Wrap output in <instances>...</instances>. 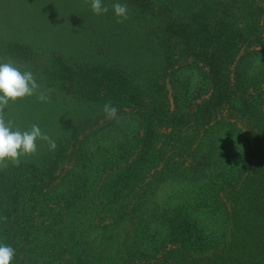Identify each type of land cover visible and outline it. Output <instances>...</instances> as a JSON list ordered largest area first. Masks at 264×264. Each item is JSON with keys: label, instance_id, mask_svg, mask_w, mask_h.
<instances>
[{"label": "trees", "instance_id": "16d2710c", "mask_svg": "<svg viewBox=\"0 0 264 264\" xmlns=\"http://www.w3.org/2000/svg\"><path fill=\"white\" fill-rule=\"evenodd\" d=\"M181 31L185 35L186 27ZM24 45L12 47L22 53L28 51ZM238 46L234 37L201 58L213 99L249 123L262 114L261 136L264 74L249 71L260 51L241 56L228 71ZM252 53L256 57L242 70ZM110 91L117 108L111 119L128 114L127 109L143 118L134 138L130 126L114 138L115 154L101 157L96 176L86 170L52 183L63 141L41 165L8 160L0 166V243L15 250L10 264H119L125 258L140 264H264V148L257 151L253 134L224 120L200 140L187 162H175L165 158L168 141L141 92L122 78L113 80ZM167 182L174 186L173 201L163 210L151 208L156 190ZM130 220L135 223L128 230Z\"/></svg>", "mask_w": 264, "mask_h": 264}, {"label": "rangeland", "instance_id": "374dc122", "mask_svg": "<svg viewBox=\"0 0 264 264\" xmlns=\"http://www.w3.org/2000/svg\"><path fill=\"white\" fill-rule=\"evenodd\" d=\"M115 3L127 5V19L115 15ZM102 7L107 11L96 14L91 0H0V62L30 70L38 84L32 96L6 106L12 116L5 108L4 119L12 122L13 130L37 124L55 143L63 141L53 184L86 170L96 176L101 157L115 154L114 138L129 126V138H134L139 121L141 130V112L138 117L127 109L128 114L111 119L103 110L106 103L113 104L110 90L120 78L131 82L153 108L148 114L168 141L166 159L187 162L200 140L224 120L249 130L262 152V114L253 124L232 106L218 105L201 54L221 50L235 37L241 46L228 71L256 50L259 60L249 71L264 74V0H102ZM17 43L27 45L28 51L16 53L18 47L12 44ZM255 57L250 54L242 70ZM36 143V152L21 156L20 162L42 164L52 149L46 140ZM104 146L107 153L98 154ZM173 188L171 182L160 185L150 207L168 206ZM134 223L130 220L127 229ZM119 264L140 262L125 258Z\"/></svg>", "mask_w": 264, "mask_h": 264}, {"label": "clouds", "instance_id": "9594fccd", "mask_svg": "<svg viewBox=\"0 0 264 264\" xmlns=\"http://www.w3.org/2000/svg\"><path fill=\"white\" fill-rule=\"evenodd\" d=\"M91 8L96 14L107 11V8L102 7V0H91ZM113 9L117 17L128 18L126 4L115 3ZM37 88L38 84L30 70H21L11 61L0 62V113L10 102L32 96ZM40 99L46 97L41 95ZM103 110L108 117H114L117 113V108L110 103H106ZM37 140H46L50 149L56 148L55 141L44 134L39 125L33 124L30 130H13L0 114V166H5L8 160L18 164L21 156L36 152ZM14 254L15 250L11 246L0 243V264H10Z\"/></svg>", "mask_w": 264, "mask_h": 264}]
</instances>
